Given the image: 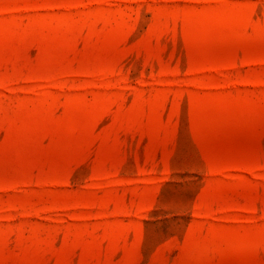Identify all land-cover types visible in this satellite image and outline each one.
<instances>
[{
	"label": "rangeland",
	"instance_id": "374dc122",
	"mask_svg": "<svg viewBox=\"0 0 264 264\" xmlns=\"http://www.w3.org/2000/svg\"><path fill=\"white\" fill-rule=\"evenodd\" d=\"M0 264H264V0H0Z\"/></svg>",
	"mask_w": 264,
	"mask_h": 264
}]
</instances>
